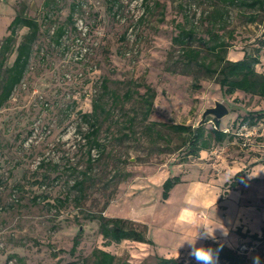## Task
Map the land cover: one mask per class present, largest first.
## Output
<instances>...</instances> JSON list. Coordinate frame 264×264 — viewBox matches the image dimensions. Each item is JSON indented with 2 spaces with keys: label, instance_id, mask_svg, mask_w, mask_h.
I'll list each match as a JSON object with an SVG mask.
<instances>
[{
  "label": "rangeland",
  "instance_id": "obj_1",
  "mask_svg": "<svg viewBox=\"0 0 264 264\" xmlns=\"http://www.w3.org/2000/svg\"><path fill=\"white\" fill-rule=\"evenodd\" d=\"M240 1L0 0V40L17 8L40 23L27 71L0 108V264H93L95 248L114 254L116 264H152L156 255L180 251L182 226H201L207 212L197 218L182 210L185 184L163 200L161 184L177 174L175 165L185 173L204 165L186 156L185 135L152 123L196 126L203 110L219 101L229 113L218 128L233 133L242 149L258 142L259 125H247L249 142L235 132L240 117L264 106V99L223 94L216 74L182 57L187 46L212 63L211 32L228 45L231 60L264 44V10ZM59 26L65 33L58 43ZM180 28L192 31L187 44L173 42ZM147 87L155 96L145 116ZM85 113L92 115L85 119ZM214 118L204 119L210 133ZM92 121L99 145L86 137ZM224 141L211 138L204 162L216 158L213 151ZM78 180L82 196L73 186ZM100 212L144 225L152 243L107 244L97 221L85 216ZM222 213L217 206L209 216ZM227 214L225 221L231 210ZM238 247L250 257L261 252L260 244ZM187 254L176 257L188 260Z\"/></svg>",
  "mask_w": 264,
  "mask_h": 264
},
{
  "label": "trees",
  "instance_id": "obj_2",
  "mask_svg": "<svg viewBox=\"0 0 264 264\" xmlns=\"http://www.w3.org/2000/svg\"><path fill=\"white\" fill-rule=\"evenodd\" d=\"M233 3L235 0H225ZM241 4L253 9L264 10V0H241ZM69 20L72 15H69ZM253 20V19H252ZM26 28V31L19 35V30ZM8 33L0 40V108L10 99L15 87L23 79L32 55L33 45L40 33L39 21L24 12V8L15 9V14L7 26ZM65 33L63 26L57 27L55 31V41L60 42L61 37ZM209 39L212 43L209 46L214 59L212 63H206L199 60V50L192 47H184L182 57L188 63H195L209 74H216L217 82L223 94L233 95L237 91L246 94L254 95L259 98H264V72L256 70V65L260 62L259 55L261 47L259 45L254 51H244L243 57L238 60H231L226 57L227 44L220 39L217 33H210ZM19 37V40L17 41ZM192 38V31L190 29L180 28L178 33L173 37V42L187 44ZM216 38V39H215ZM14 53V58L11 64H7V60ZM214 65V66H212ZM155 92L152 88L147 87L143 95L145 103V116L151 110L152 99ZM97 106V104H96ZM95 110V109H94ZM93 113V112H92ZM92 113H85V119L90 118ZM208 119L199 122L196 126L185 125L181 123H165L153 122L152 125H161L171 129L174 132L185 135L187 152L186 156L198 157L199 152L208 149L211 146V138L215 142H222L228 133L220 128L219 119L214 118L215 128L211 131H206L204 122ZM240 124L246 123L248 126H255L259 121L264 120V109H257L255 111H246L240 117ZM91 128L87 132L86 137L90 144L99 145L96 139L98 132L95 121L90 124ZM243 171L237 172L228 182L225 183L224 188H235L243 182ZM181 182L179 175L168 176L161 184V198L167 199L170 190ZM1 184V180H0ZM82 196L83 181L78 180L73 184ZM221 195L220 199H222ZM37 196L34 197V200ZM59 201H62L58 199ZM86 218L96 220L98 223L99 232L107 244L111 242H120L124 239L138 241L142 243L151 244L152 241L147 236V229L144 225H140L132 219L105 216L103 213H87ZM240 236L246 237L237 229ZM81 230L78 229L73 237L72 245L69 249L70 254H74L79 244V237ZM251 240H259L261 252L257 256L259 264H264V229L260 236L257 233L249 235ZM203 247L211 248L214 251L216 259L220 264H254L253 258L247 255L246 251H241L239 247L231 248L219 241L206 239ZM93 257V264H116V257L109 251L95 248L91 252ZM156 261L152 264H196V261L190 256L188 260L179 259L177 257H164L156 255ZM75 264V263H70Z\"/></svg>",
  "mask_w": 264,
  "mask_h": 264
},
{
  "label": "crops",
  "instance_id": "obj_3",
  "mask_svg": "<svg viewBox=\"0 0 264 264\" xmlns=\"http://www.w3.org/2000/svg\"><path fill=\"white\" fill-rule=\"evenodd\" d=\"M243 54L244 51H241L240 55L233 60L242 58ZM259 59L256 70L264 72V51L260 52ZM255 109H264V106L260 105ZM256 125L264 128V120ZM257 134L261 136L257 137L258 142L242 149L236 145L237 137L229 133L224 139V147L213 151L216 158L209 162H204L208 149L201 150L198 160L203 162L202 170L196 169L193 173L192 171L185 173L181 165L174 166L177 174L169 176L179 175L181 182L177 184H185L182 210L195 214L197 218H200L201 214L206 211L207 216L203 219L201 226L196 222V224L182 226L180 231L186 243L178 247L179 252H172L169 257H176L178 254L187 256L191 250L189 242L195 240L196 247L203 246L206 239L219 241L231 248L246 243L248 245L260 244L259 240H251L249 237L253 233L260 236L264 229V131ZM239 171L244 173L243 182L235 188L225 189V183ZM174 187L165 200L169 199ZM221 195H223L222 199H220ZM217 206L222 208L223 217L220 215L219 218L216 214L210 217L212 208L215 209ZM229 210L232 215L228 221H225ZM144 222L147 224L146 221ZM203 226L209 231L215 229L214 238L206 237ZM237 229L247 236H240L236 232ZM197 235L198 239H196ZM216 262L220 264L217 259H215Z\"/></svg>",
  "mask_w": 264,
  "mask_h": 264
},
{
  "label": "clouds",
  "instance_id": "obj_4",
  "mask_svg": "<svg viewBox=\"0 0 264 264\" xmlns=\"http://www.w3.org/2000/svg\"><path fill=\"white\" fill-rule=\"evenodd\" d=\"M204 227V226H203ZM205 228L206 237L208 238H214V231L215 229H212L211 231L208 230V228ZM199 236L197 235L196 239H198ZM196 241V240H195ZM189 242L190 244V252L189 255L193 258V260L196 261V264H215V254L214 251L211 248L206 247H196V243ZM259 257L256 256L253 258L254 264H259Z\"/></svg>",
  "mask_w": 264,
  "mask_h": 264
},
{
  "label": "water",
  "instance_id": "obj_5",
  "mask_svg": "<svg viewBox=\"0 0 264 264\" xmlns=\"http://www.w3.org/2000/svg\"><path fill=\"white\" fill-rule=\"evenodd\" d=\"M229 113L228 108L219 101H216L213 106L206 107L202 114L199 122L203 121L207 115H212L216 119H220Z\"/></svg>",
  "mask_w": 264,
  "mask_h": 264
},
{
  "label": "built area",
  "instance_id": "obj_6",
  "mask_svg": "<svg viewBox=\"0 0 264 264\" xmlns=\"http://www.w3.org/2000/svg\"><path fill=\"white\" fill-rule=\"evenodd\" d=\"M235 134L237 136H240V138H244V142L250 140V136H251V130L249 128H247V124L246 123H242L240 124V126L238 127L237 131L235 132ZM244 251V250H241Z\"/></svg>",
  "mask_w": 264,
  "mask_h": 264
}]
</instances>
